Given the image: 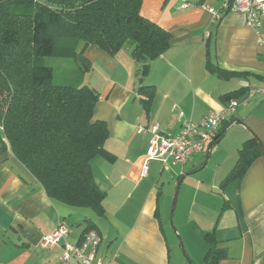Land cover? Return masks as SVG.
<instances>
[{"label": "crops", "instance_id": "1", "mask_svg": "<svg viewBox=\"0 0 264 264\" xmlns=\"http://www.w3.org/2000/svg\"><path fill=\"white\" fill-rule=\"evenodd\" d=\"M219 3L141 0L140 15L170 34L168 48L150 61L141 82L154 86L147 109L137 93L138 64L128 44L115 54L94 45L84 48L91 68L77 74L76 85L98 92L92 120L107 126L104 147L115 157L107 161L95 156L90 164L92 178L104 192V212L96 215L90 208L49 197L6 144L0 149V264H60L62 243L81 241L85 219L100 237L92 264H170L171 245L176 243L167 240L162 217L164 175L176 178V186L182 176L180 184L188 176H197L192 207L198 203L197 196L203 201L191 226L201 239V253L198 256L190 245V256L205 263L202 233L214 229L218 246L227 254L217 264H264V154L250 162L239 180L220 186L251 133L264 145V95L253 97L223 120L218 128L225 125L223 135L211 146L207 160L206 147L214 135L185 164L151 160L141 176L151 132L138 131L139 126L157 124L161 133L172 135L186 121L197 122L209 110L222 111L227 103L221 100L223 94L239 91L244 83L264 86V48L256 42L255 30L246 26L240 12L213 15L207 9L218 10ZM258 29L264 34V17ZM206 168L207 175H201ZM216 199L222 202L218 209ZM60 224L67 229L66 237L42 245ZM191 260L189 264H194ZM70 264L78 262L72 258Z\"/></svg>", "mask_w": 264, "mask_h": 264}, {"label": "trees", "instance_id": "2", "mask_svg": "<svg viewBox=\"0 0 264 264\" xmlns=\"http://www.w3.org/2000/svg\"><path fill=\"white\" fill-rule=\"evenodd\" d=\"M140 4L141 0H0V149L7 144L49 197L90 208L96 215L104 212V192L92 178L91 160L115 159L104 147L107 126L92 120L99 94L87 85L55 84L53 68L35 59L72 58L83 74L91 68L84 55L88 45L115 54L128 44L138 64L137 93L147 109L154 86L141 82L150 61L168 48L170 34L140 15ZM243 93L244 88L228 92L221 100ZM224 126L214 133V143ZM258 145L253 135L240 145L236 163L220 186L239 180L250 162L264 154ZM84 221L82 236L94 229ZM202 236L207 246L204 264L226 257L214 229Z\"/></svg>", "mask_w": 264, "mask_h": 264}, {"label": "built area", "instance_id": "3", "mask_svg": "<svg viewBox=\"0 0 264 264\" xmlns=\"http://www.w3.org/2000/svg\"><path fill=\"white\" fill-rule=\"evenodd\" d=\"M220 7H207L213 14L222 12H240L244 14L245 24L255 30L257 43L264 48V34L260 33L258 27L260 20L264 17V0H220ZM245 93L241 98H231L222 111L209 110L201 120L197 122H184L177 133L165 134L159 131L157 124L139 126L138 131L149 130L151 138L146 148L141 176L146 175L148 161L159 160L165 163L168 159L171 162L185 164L189 157L204 150L207 140L214 135L224 119L234 115L239 106H245L253 97L264 95V86L253 87L244 83ZM66 227L60 224L51 234L45 236L42 245L51 246L63 240L66 235ZM100 237L96 230L88 229L77 244L62 243V250L59 258L60 264H70L74 258L78 264H92L95 259ZM96 264H101L98 261Z\"/></svg>", "mask_w": 264, "mask_h": 264}, {"label": "rangeland", "instance_id": "4", "mask_svg": "<svg viewBox=\"0 0 264 264\" xmlns=\"http://www.w3.org/2000/svg\"><path fill=\"white\" fill-rule=\"evenodd\" d=\"M35 60L38 64L48 65L53 68V81L55 84H65V86L67 84L76 85L77 82L75 81V77H77V74L80 72L78 71L77 65L73 62L72 58L48 56L39 57V59L36 58ZM207 170V168L205 170H201L202 172L200 174L206 176ZM196 180L197 176L194 178L188 176L183 180V182H181L180 186H178L179 189L173 213H171L173 203L172 200L176 190L175 186L177 184V180L176 178L170 176H167L166 178V175H164L161 181L162 184L160 189L164 193L161 201L163 204L162 217H164L165 232L166 235L168 234L169 239L167 240H169L170 245L172 242L176 243L174 246L171 245L170 264H179L178 260H181V258L184 260V264H189V260L191 259L194 264H202L200 260L196 259V256H190L192 254L189 252L191 251V245L193 246V252L198 253V256L199 253H201L199 252L201 251L199 245V241L201 242V239L198 233H195L193 226H191L193 221H195V215H197L195 212L200 211V202L203 201L200 195L197 196L196 202L198 203L195 207H192V200L196 198ZM158 186H160V184ZM221 203L222 202H219L216 199V209H218ZM184 253L186 254V257ZM196 253L195 255H197Z\"/></svg>", "mask_w": 264, "mask_h": 264}, {"label": "water", "instance_id": "5", "mask_svg": "<svg viewBox=\"0 0 264 264\" xmlns=\"http://www.w3.org/2000/svg\"><path fill=\"white\" fill-rule=\"evenodd\" d=\"M234 123L235 124H243V122L241 120H236V121L234 120ZM251 134L256 138V140H257V142L259 144L258 146H260V148L264 151V145H262L261 141L253 133H251ZM213 144H214V139L211 140L209 142L208 146L206 147V158L204 159V161L207 160L209 151L211 150V146H213ZM182 178H183V176L178 181V185L180 184V181H181ZM177 186H176V188H177ZM177 190H178V188L176 189L175 194H174V197H173V200H172L173 203H172V211H171V213H173V209H174V206H175V203H176L175 199H177ZM181 248H182V244H181ZM184 255L186 257V254L185 253H184Z\"/></svg>", "mask_w": 264, "mask_h": 264}]
</instances>
